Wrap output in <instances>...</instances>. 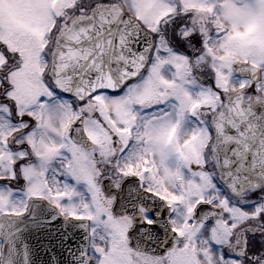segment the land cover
Masks as SVG:
<instances>
[{
    "label": "snow or ice",
    "instance_id": "6c2138e0",
    "mask_svg": "<svg viewBox=\"0 0 264 264\" xmlns=\"http://www.w3.org/2000/svg\"><path fill=\"white\" fill-rule=\"evenodd\" d=\"M251 22L264 0H0V264L45 204L84 264H264Z\"/></svg>",
    "mask_w": 264,
    "mask_h": 264
},
{
    "label": "water",
    "instance_id": "95a60500",
    "mask_svg": "<svg viewBox=\"0 0 264 264\" xmlns=\"http://www.w3.org/2000/svg\"><path fill=\"white\" fill-rule=\"evenodd\" d=\"M45 206L46 205H43V209L45 208ZM56 220L59 222V252H55L53 256L54 264H84L83 254L86 252L88 245V234L86 231V226L68 224L60 217L59 220L57 218ZM29 224H31V221L29 216L26 215L22 218L20 224L19 237H24L31 233L32 226L25 227ZM19 237L16 238L15 243L10 249L11 255L9 264H41L46 260V255L42 256L39 250L36 249L37 254L33 257V262L28 263L22 254ZM29 237L30 235L27 236V238ZM37 242H39V239H37Z\"/></svg>",
    "mask_w": 264,
    "mask_h": 264
},
{
    "label": "rangeland",
    "instance_id": "374dc122",
    "mask_svg": "<svg viewBox=\"0 0 264 264\" xmlns=\"http://www.w3.org/2000/svg\"><path fill=\"white\" fill-rule=\"evenodd\" d=\"M232 35L235 39L244 41L249 48L264 46V25L260 22L242 24Z\"/></svg>",
    "mask_w": 264,
    "mask_h": 264
}]
</instances>
